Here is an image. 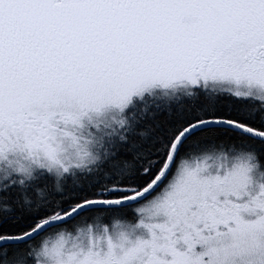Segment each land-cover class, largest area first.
<instances>
[{"label":"snow or ice","instance_id":"obj_1","mask_svg":"<svg viewBox=\"0 0 264 264\" xmlns=\"http://www.w3.org/2000/svg\"><path fill=\"white\" fill-rule=\"evenodd\" d=\"M0 264H264V0H0Z\"/></svg>","mask_w":264,"mask_h":264}]
</instances>
